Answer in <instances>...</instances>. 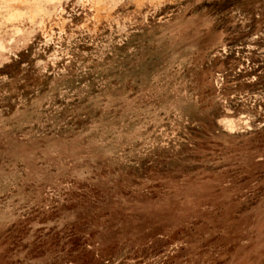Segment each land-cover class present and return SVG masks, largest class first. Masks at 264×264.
<instances>
[{"label":"rangeland","instance_id":"1","mask_svg":"<svg viewBox=\"0 0 264 264\" xmlns=\"http://www.w3.org/2000/svg\"><path fill=\"white\" fill-rule=\"evenodd\" d=\"M0 264H264V0H0Z\"/></svg>","mask_w":264,"mask_h":264}]
</instances>
